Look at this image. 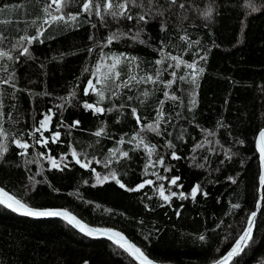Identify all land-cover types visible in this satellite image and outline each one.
<instances>
[{
	"label": "trees",
	"instance_id": "trees-1",
	"mask_svg": "<svg viewBox=\"0 0 264 264\" xmlns=\"http://www.w3.org/2000/svg\"><path fill=\"white\" fill-rule=\"evenodd\" d=\"M49 2L0 0V8L8 6L0 12V52L12 57L0 58V144L8 147L0 159V188L34 209L67 210L93 229L120 232L156 264L223 258L258 201L264 10L249 14L243 0H178L184 9L173 6L146 22L110 16L101 22L82 11L84 0H69L62 13H53L65 20L51 22L44 11ZM142 11L130 7L133 16ZM68 13L80 14L72 21ZM112 33L126 35L109 44ZM32 36L38 38L18 43ZM171 56L204 69L196 85L189 83L193 70L176 67ZM112 57L128 60L114 82L97 84ZM147 76L154 82L141 79ZM90 79L103 100L91 88L84 94ZM46 115L47 128L36 132ZM54 132L60 135L51 142ZM42 137L48 143H37ZM16 140L30 147L20 149ZM73 151L88 167L76 163ZM98 176L109 178L98 182ZM173 177H179L176 185ZM147 180L154 183L129 190ZM160 185L170 200L160 196ZM261 198L252 239L230 264H264V187ZM127 254L60 219L27 218L0 206V264H137Z\"/></svg>",
	"mask_w": 264,
	"mask_h": 264
},
{
	"label": "snow or ice",
	"instance_id": "snow-or-ice-1",
	"mask_svg": "<svg viewBox=\"0 0 264 264\" xmlns=\"http://www.w3.org/2000/svg\"><path fill=\"white\" fill-rule=\"evenodd\" d=\"M69 4V0H50V2L46 5L44 11L47 13V15L50 17L51 22H60L65 20V15H54L53 13H62V10L64 7H67ZM176 6L181 9L185 8L184 3H178V0H164V3L161 4L160 0H84L82 4V11L88 13L89 15L95 14L97 17L100 18L101 22L105 21L106 16H110L113 20H117L118 18H125L127 20H137V22H146V17L150 15H163L165 11H168L171 9V7ZM243 6L245 9H250V13H257L262 10H264V0H260L259 5L257 4L256 0H243ZM8 6L5 5L4 8H0V12H3ZM130 7H138L142 9V13H138L136 16H133L130 14ZM51 9V11H50ZM80 13L72 14L68 13L67 19L75 21L77 19V16ZM204 15L206 17L211 15V8L207 9L204 12ZM45 23H48L49 20H45ZM42 33H38L40 35ZM126 35L125 33H112L108 38V43H112L113 40L119 39L120 36ZM135 37H139V32L135 34ZM38 36H32V37H21L20 42H23L27 40L28 43H31L33 40L37 39ZM142 42V41H141ZM189 47H191V44H189ZM28 48L24 47L22 54H27ZM8 57V59H12L11 56H8L7 52H0V58ZM132 60H135V57L131 58ZM164 59H167V57H164L162 60H158L157 63H163ZM171 59L174 61H177L176 67H179L181 64H184L188 69L193 70L192 72V79L189 81V83L196 85L197 84V77L199 73H202L204 71L203 68H197V64L195 62L188 63L180 59L176 56H171ZM200 59H204V57H200ZM128 58L124 57L121 59V57H112V63L109 65H106L107 71L103 74V79L98 78L96 83L97 84H104V86H107L108 80H113L116 77H119L120 73L119 71H116L118 66L123 63L124 61H127ZM3 67V66H0ZM169 67H172V65H169ZM97 71H99V65L97 66ZM94 76H96V73H93ZM157 75H159V72H157ZM173 76H175V72L172 73ZM11 79H14V77H11ZM135 76H129V80H135ZM141 79L145 80V82H154L153 78L151 76L142 77ZM179 79L184 80L185 77L181 76ZM4 83H8L7 80L4 81ZM125 84L127 81L124 82ZM171 83V81H169ZM91 88L93 91L97 92V95L100 97L101 100L104 99V93L103 91H100L96 88V85L93 84V81L90 79L88 81V88L85 89L84 94L88 95V89ZM194 91V90H193ZM167 95V93H165ZM173 99H177L176 97H172ZM196 101L193 98L191 100V104L195 105ZM85 108L94 109L95 112H103L104 109L94 106L93 104H89L85 102L84 104ZM133 113H135V109H133ZM2 115V114H0ZM162 117V112L158 113V118ZM51 119L50 116H45L43 120L39 122V127L35 129L36 132H40L41 129L47 128V122ZM137 120H139V117H137ZM79 124V121H76L71 125V127H75ZM159 126V119L157 121V128ZM150 130L156 131L157 128H153L151 125L148 126ZM102 131H97L95 135L100 136L102 134ZM4 134V130L0 128V135ZM60 133L54 132L52 133L51 142H56V140L59 138ZM259 139L257 140V148L260 153V159L262 168H264V130L259 131ZM141 142L142 138H141ZM16 145L20 149H28L30 145L27 142H21L20 140L15 141ZM37 143H48L47 138H41L37 140ZM171 146V145H170ZM147 147V145H146ZM154 149L149 148V154ZM8 151V147L5 144H0V159L3 158L4 154ZM25 153H21V155H24ZM73 158H76V153L73 151L72 153ZM123 156H127L128 154L122 153ZM173 158L178 159L176 157L175 153L172 154ZM50 160H52V165L54 168L59 167V163L54 160L52 157H49ZM64 158L61 157V160ZM76 163L80 164L81 167H88L87 163H81L80 159L76 158ZM160 163H163V160L161 158ZM107 166V165H106ZM65 167L67 165L65 164ZM94 171V169H93ZM109 177L104 176L103 178L97 177V181L101 182V179L107 180ZM112 179L116 180V183L120 185L121 188H124L125 185L121 183L118 179H116L115 174H112ZM159 179H167L166 177H159ZM231 179V178H230ZM179 180V177H173L170 180V183L172 185H176L177 181ZM261 186H264V171L261 172V175L259 177ZM235 182V181H233ZM154 182L151 180L144 181L143 183L137 185L134 189H129L130 191H137L139 189H142L145 187V184L151 185ZM200 189L199 185H196L191 190V196L195 198L198 190ZM160 196L165 200H170V196L165 195V190L163 185H160ZM177 193L172 192L171 196H176ZM180 196L182 198H186L184 193H180ZM0 206L6 208L7 210H10L13 213L23 215L26 217L31 218H43V217H61L65 219L68 223L73 224V226L79 228L81 232H83L86 235H93L97 232H109L111 230H100V229H93L89 228L87 225L83 224L80 220H78L75 216H73L71 213H69L67 210H38L32 208L29 204H27L25 201H23L20 198H16L15 196L8 195V193L3 189L0 188ZM234 207H238V205H234ZM256 216V212H252L247 220V227L243 230L242 234L238 237V239L235 241L234 245L232 246L231 250L227 253L226 256H224L221 260L215 261L214 264H228V261L238 255L240 252L243 251V249L247 246L248 242L252 239V226L254 223L253 218ZM114 237H119V239L115 240V243L119 245L121 248H124L126 252L129 253L135 260L139 261V264H153V262L149 259L147 255L135 244H132L126 240L125 237L121 233H113ZM200 239L203 240L204 237L200 236ZM123 241V242H122Z\"/></svg>",
	"mask_w": 264,
	"mask_h": 264
},
{
	"label": "water",
	"instance_id": "water-1",
	"mask_svg": "<svg viewBox=\"0 0 264 264\" xmlns=\"http://www.w3.org/2000/svg\"><path fill=\"white\" fill-rule=\"evenodd\" d=\"M264 130V129H263ZM259 134V133H258ZM259 139V135L257 136V138H256V149H257V153H258V159H259V166H260V175H261V172L262 171H264V168H262V164H261V159H260V153H259V150H258V148H257V140ZM259 189H258V201H257V204H256V207H255V210H253L254 212H256V216L253 218V220H254V223H253V226H252V236H253V234H254V231H255V223H256V221H257V218H258V215L260 214V211L259 210H261V203H262V198H261V196H263V187L264 186H261V184H260V180H259ZM70 213V212H69ZM74 216V215H73ZM28 218V217H27ZM29 218H31V217H29ZM44 218H55V219H60V220H62V221H64V222H66V223H68L65 219H63V218H61V217H43V218H36V219H44ZM83 223V222H82ZM73 229H74V231H76V232H78L79 234L81 233V235L82 236H85V237H88V238H92L93 240L94 239H103V240H106V241H109V242H115V240L116 239H119V237H114L113 236V233H120V232H117V231H109V232H104V231H101V232H97V233H94L93 235H91V236H89V235H86V234H84L83 232H81L80 230H79V228H77V227H75V226H73V224H70V223H68ZM84 224V223H83ZM86 225V224H85ZM248 226V225H247ZM89 227V226H88ZM89 228H91V227H89ZM123 237H125L124 235H123ZM126 238V237H125ZM126 240L129 242V240L126 238ZM123 242V241H122ZM131 243V242H130ZM124 249V248H123ZM125 250V249H124ZM231 250V249H230ZM230 250H228V252L230 251ZM227 252V253H228ZM128 253V252H127ZM227 253H226V255H227ZM127 255H129V253L127 254ZM225 255V256H226ZM132 259H133V261H135L137 264H139V261H137V260H135L131 255H129ZM237 257V255L236 256H234V257H232L229 261H228V264H230V263H232L233 261H234V259ZM222 259V258H221ZM220 259V260H221ZM153 262V261H152ZM153 264H156L155 262H153ZM214 264V263H213Z\"/></svg>",
	"mask_w": 264,
	"mask_h": 264
},
{
	"label": "rangeland",
	"instance_id": "rangeland-1",
	"mask_svg": "<svg viewBox=\"0 0 264 264\" xmlns=\"http://www.w3.org/2000/svg\"><path fill=\"white\" fill-rule=\"evenodd\" d=\"M47 126H48V122H47Z\"/></svg>",
	"mask_w": 264,
	"mask_h": 264
}]
</instances>
